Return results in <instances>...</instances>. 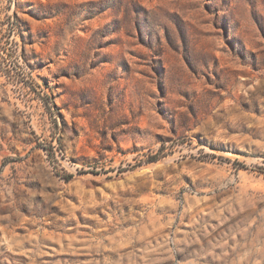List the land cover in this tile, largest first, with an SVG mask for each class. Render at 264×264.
<instances>
[{
    "label": "rangeland",
    "instance_id": "obj_1",
    "mask_svg": "<svg viewBox=\"0 0 264 264\" xmlns=\"http://www.w3.org/2000/svg\"><path fill=\"white\" fill-rule=\"evenodd\" d=\"M0 264H264V0H0Z\"/></svg>",
    "mask_w": 264,
    "mask_h": 264
},
{
    "label": "trees",
    "instance_id": "obj_2",
    "mask_svg": "<svg viewBox=\"0 0 264 264\" xmlns=\"http://www.w3.org/2000/svg\"><path fill=\"white\" fill-rule=\"evenodd\" d=\"M149 159H154V156H151ZM151 161H154V160H151Z\"/></svg>",
    "mask_w": 264,
    "mask_h": 264
}]
</instances>
